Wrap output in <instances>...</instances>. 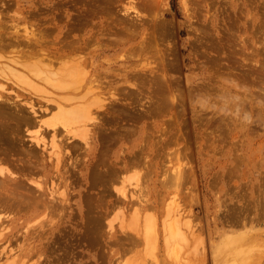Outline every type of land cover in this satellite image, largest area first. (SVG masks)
<instances>
[{"label":"rangeland","instance_id":"374dc122","mask_svg":"<svg viewBox=\"0 0 264 264\" xmlns=\"http://www.w3.org/2000/svg\"><path fill=\"white\" fill-rule=\"evenodd\" d=\"M102 1H0L2 18L0 32L4 33L7 30L5 36L16 33L19 28L23 31L19 30V34L21 32L26 34L24 32L28 27V29L34 28L33 31L38 33L46 29L47 34L49 31L48 35L54 38L55 35L65 34L66 36L65 32H68L70 38L82 36L89 38L87 52L81 51L79 54H83V58L86 57L88 61L86 68L90 77L87 81L98 78L93 82L95 85L104 80L101 81L102 84L104 83L101 87L105 93L103 96H109L108 104L106 103L109 107L102 108L104 112L98 117L102 125L89 124L91 135L94 136V138L93 136L89 138L90 144L83 145L82 138L77 139L82 143L78 147L80 151L74 148L73 151L76 149V153L70 150L66 152L67 149L63 147L61 155L65 152L67 155H73L72 157L64 155L65 165L69 160L78 162L79 158L81 160L85 158L88 163L80 160L82 165L79 166L85 167L87 164L93 171L92 165L96 160H100L96 161L98 168L102 166V169L104 166L107 168L112 164L111 159L115 160V155L126 157V160L128 158L127 164L129 165L124 168L125 171L123 169L119 172V176L113 178L111 188H107L105 184L107 189L102 192V195L99 191L104 187L100 186L98 181L95 185L92 182L93 186L90 183L91 188H88L90 181H83L82 177L79 182L83 181L84 184L75 182L72 185L69 184L72 186L70 187L62 182L64 176L68 174L65 171L69 164L58 171L56 169L49 171L46 175L42 171H40L42 174L37 171L38 175L35 172L32 176L29 174L31 179L44 184L48 197L52 195L49 192L54 191L51 184L57 185L55 189L60 186V189H56L57 195L60 194L59 190H65L64 195L67 194L70 198L73 195L71 199L69 198L72 208L62 211L59 209L62 213H59V210L56 211L59 214H67L65 218L55 214L56 212L46 214L41 211L42 214L36 218H19L16 222H12L9 218L19 217V214L14 215L8 211V214L12 216L10 217L3 210L0 218L5 219L4 217L8 216L9 225L3 221L6 227L3 225L1 227H4V231H13L15 234L12 237L0 236V264H264V0ZM95 4H98L97 8ZM2 12L4 13L1 14ZM162 18L163 20L159 21ZM3 23L9 28L3 27ZM155 24L159 25L166 34L162 33V29H158L159 26H155L156 29L153 28ZM12 25H16L15 28ZM73 27L74 30H71ZM67 28L70 29V33ZM122 29L123 32H120ZM165 29L169 31L168 35ZM23 34L21 35L24 36ZM94 34H99L101 38H94ZM50 36L48 39L56 42L48 40L49 44H54L53 48L56 49L55 47H59L62 39L59 40L58 37L54 39ZM157 36L158 39L161 36L163 38L157 40L154 38ZM149 40L147 46L146 42ZM151 43L152 45L149 46ZM17 44L18 42L15 45ZM14 46L9 45V48H14ZM23 46L14 49L1 48L0 54L5 55L6 53L5 58L18 56L20 63L32 65L31 71L35 74V70L40 67L36 62L33 64L37 57L33 59L30 57L29 61L26 56L27 60H25L24 56L28 54L25 50L27 44L26 47L23 48ZM8 49L15 56L11 54L8 56L11 53ZM19 50L26 54H21L22 56L18 55L19 53L16 54L17 51L20 52ZM162 55H164L163 58ZM211 58L215 60L212 61ZM64 59L59 58V62L56 61L54 66L59 65ZM3 61L9 63V59L7 61L2 58L0 62L3 63ZM167 61L168 64H166ZM19 64L16 66L18 71L19 68L21 71L22 69L27 70ZM157 65L158 68H156ZM163 65L165 66L161 67ZM8 70L5 69L7 74L10 72ZM169 70L171 71L168 72ZM137 71H139L138 74L135 73ZM97 73L101 76L99 77ZM153 74H155L154 77ZM125 77H128L130 81H125ZM171 77L173 82L170 81ZM160 78L162 81L159 80ZM0 79L4 81L6 77L5 79L0 77ZM9 80L4 82L0 80L7 86L5 93L9 96H12L11 94L14 96L16 92L22 95V92L29 89L28 86L24 87L30 85L28 82H25L26 85L18 83L24 88L22 91V88L15 84L16 82L14 83L15 80ZM175 80L181 81L176 82ZM8 82L9 84L13 82V84L9 85ZM39 83L42 87H49L42 81L36 84ZM85 83L86 81L79 83L78 92L73 93L76 101L72 99V103H69L71 101L69 100L67 105H77L78 101L83 102L82 93L85 91ZM157 85L167 96L162 109L163 106L156 103L160 102L159 100L154 101L155 105L150 101V97L157 94L155 89ZM166 85L168 90L164 88ZM30 87H34V89H29L33 96L38 91L40 93L33 97L30 93L27 96V91L21 97L23 100L26 96L27 100L29 98L37 100V95L40 96L38 101L42 102L39 101L43 110L39 109L40 115L37 120L42 119L46 126V121L55 120L57 108L45 109L44 102L46 101L42 97L44 95L42 90L45 88L40 87L39 89L36 85ZM141 88L149 91L141 90ZM54 92L53 97L55 98L63 93L67 95L62 91L54 90ZM111 92L114 94L112 95ZM177 94H181V97L175 98ZM79 95L81 100L77 98ZM177 98H183V101ZM201 99L206 102H202ZM171 100L174 102L172 103ZM151 104L153 108L159 105L160 110L153 111ZM102 109L100 112L103 111ZM147 110L153 113H145ZM102 116H104V121ZM25 125L28 126L24 124L23 128L21 127L22 131L20 129L22 133L19 138L17 136L18 140L20 138L22 140H17L19 144L16 141L14 144L21 146L23 151H20L22 152L27 149V147L25 149V144H27L29 150L37 154L38 148L30 135L35 131L38 132L40 127L32 123H30L32 127ZM98 126L105 127L106 133L103 128L99 129L104 132L102 136L105 139L101 138ZM25 127L29 129L26 128V131ZM42 129L43 127L39 133ZM110 129L113 130L115 141L113 138L112 140L108 138L113 134ZM119 129L122 136L117 134ZM23 133L25 136H21ZM57 135V141L62 140L69 145L73 137L78 138L70 136L72 133L62 128ZM52 136L53 130L45 137L48 144L46 154L54 149ZM106 137L113 142L110 144ZM21 141H26V143L21 144ZM28 144L31 146L29 147ZM106 148L110 158L107 157L108 154L105 155L104 151L103 153L98 152ZM26 151L27 154H31L28 153L30 151ZM21 153L17 156L22 157L24 154ZM101 153L102 157L104 155L107 157L100 156L101 159L108 160V166H106V160L98 158ZM17 156L14 155L12 159ZM75 156H77L76 159ZM12 159L3 161L4 165H2L5 169L9 166L7 169V183L9 184L12 182L9 177H14L10 172L12 169L19 171L18 162L20 164L22 162L18 157L16 161ZM101 161L105 164L103 165ZM11 164L18 166L15 168V165L12 167ZM149 165L147 169L146 166ZM90 169L88 172L91 173ZM93 174L92 172L91 175L94 176ZM90 176L88 180H91ZM21 178H24L23 181L29 180L23 175ZM27 182H24L25 185ZM29 182L36 185L33 181ZM12 183L10 185L13 187ZM34 185L31 188L39 189ZM112 187L116 189L123 187L128 189L127 191L137 189L134 203L119 204V207L116 205L117 208L116 206L113 208L116 210L111 211V204L117 193L115 189L116 193L113 192L115 197L111 196ZM88 189L89 193H87ZM69 190L73 192L70 193ZM80 190L83 191V195L86 193L90 195L91 192V197L94 192L96 199L100 195L106 200H102L105 202L103 204L108 206L103 210L104 214L102 212L106 216L105 218L102 215V221L105 219L102 223L106 225L101 226L102 231L99 233L92 231L93 226L91 225L94 223L91 220L87 219L85 222L86 220L80 219L79 206L86 203V195L83 198L79 193ZM56 192L53 198L60 196L58 200H61L63 192L54 197ZM104 194H107L106 197ZM89 195L88 199H90ZM93 199L91 197L90 201ZM108 211L112 213L108 215ZM69 212L72 217H68ZM93 213L94 215L101 214ZM89 215L87 216L91 217V213ZM61 219L64 220L61 221ZM109 230L111 233H117L116 237H109L107 234ZM118 234L123 236L120 237Z\"/></svg>","mask_w":264,"mask_h":264},{"label":"bare ground","instance_id":"6f19581e","mask_svg":"<svg viewBox=\"0 0 264 264\" xmlns=\"http://www.w3.org/2000/svg\"><path fill=\"white\" fill-rule=\"evenodd\" d=\"M1 1V0H0ZM72 1V0H71ZM100 1V0H99ZM104 1V0H103ZM102 1V2H103ZM68 2V1H67ZM76 2V1H75ZM105 2V1H104ZM65 3V2H64ZM81 3V2H80ZM67 4V3H66ZM99 4V3H98ZM97 4V5H98ZM109 4V3H108ZM96 5V4H95ZM97 5H96V8H97ZM105 5V4H104ZM101 6V5H100ZM99 6V7H100ZM95 7V6H94ZM70 8V7H69ZM106 8V7H105ZM78 9V8H77ZM107 10V9H106ZM105 10V11H106ZM98 11V10H97ZM4 12H2L1 14H3ZM91 13H92V11H91ZM95 13V12H94ZM89 14H87V16H88ZM4 16V15H3ZM92 16V15H91ZM90 16V17H91ZM6 17V16H5ZM58 17H59V15H58ZM128 17V16H127ZM4 18V17H3ZM64 18V17H63ZM135 18V17H134ZM2 18H1V16H0V23H1V20ZM62 19V18H61ZM78 19V18H77ZM80 19V18H79ZM115 19V18H114ZM138 19V18H137ZM136 19V20H137ZM113 20V19H112ZM111 20V21H112ZM159 19H157V21H158ZM163 20V18L162 19H160L159 21H162ZM153 21V20H152ZM155 21V20H154ZM80 22V21H79ZM107 22V21H106ZM113 22V21H112ZM131 22V21H130ZM87 23V22H86ZM134 23V22H133ZM172 23V22H171ZM170 23V24H171ZM175 23V22H174ZM173 23V24H174ZM7 25H8V23H6ZM77 24V23H76ZM76 24H75V26H76ZM105 24V23H104ZM112 24V23H111ZM125 24V23H124ZM136 24V23H135ZM134 24V25H135ZM139 24V23H138ZM166 24V22L164 23V25ZM168 24V23H167ZM0 25H2V23L0 24ZM49 25V24H48ZM54 25V24H53ZM66 25V24H65ZM69 25V24H68ZM133 25V26H134ZM175 25V24H174ZM14 28H15V26L16 25H12ZM11 26V27H12ZM25 26H29V25H25ZM72 26H74V25H72ZM83 26H85V25H83ZM83 26H82V28H83ZM105 26V25H104ZM137 26V25H136ZM155 26H159V25H154V27L153 28H155L156 29V27ZM176 26V25H175ZM3 27H6V26H4V23H3ZM30 27H33V26H31L30 25ZM47 27H50L51 28V26H47ZM1 28H2V26H1ZM7 29L9 28V26H7L6 27ZM17 28H18V26L16 27V30H17ZM50 28H48L49 30H50ZM106 28V27H105ZM108 28V27H107ZM106 28V29H107ZM131 28H132V26H131ZM138 28V27H137ZM158 28V27H157ZM164 28V27H163ZM166 28V27H165ZM34 29V28H33ZM33 29H28V27H26V32H24V33H26V34H23L22 32V30H20V28L17 30V32L16 33H12V34H7V36H5L4 34L5 33H7L6 31L4 32V33H1L0 32V34H3L4 36H2V35H0V49L1 48H9V45L10 46H14L17 42H18V44H20V45H18L19 47H21V45L23 46V44L24 43H26L27 44V47H26V44L24 45L25 47H26V49L25 50H27V52H28V54L27 55H25L26 53H24L23 51H20V52H22V53H20V52H16V54H18V55H21V54H23V55H25L24 57V59L25 60H29V58L30 57H32V59L36 56L37 57V59L33 62V60L31 61V62H33V64L36 62V64L37 65H39L40 67H38L37 68V70H35V74H33L32 72L33 71H31L32 70V65H29L28 66V64H26V63H23V62H19L20 60H19V58H18V56L17 57H11L10 56V54L11 55H14V53L13 52H11L9 49L10 48H12V47H10L9 49H8V51H10L11 53H9L8 54V56H10L9 58H5L4 56L5 55H7L5 52V55L4 54H0V60L2 59V58H4V59H6L7 61H8V59H9V63H4V61H3V63H1L0 62V77L1 78H4L5 79V77H6V79L4 80V81H8L9 79V81H12V79H13V81H14V83L15 84H17V85H21V83L22 84H24V85H26V83L25 82H28L30 85H26V86H24V87H29V89H34V87L33 88H31L30 86L32 85V86H39L38 88L40 89V87H42L40 84L41 83H39V84H36L37 82H40V81H42V83H44L46 86H49L48 88L47 87H42V89L43 88H45L44 90H42V93L44 94L42 97L45 99V101L46 102H44L43 100V102L46 104V107H45V109L47 110V109H50L51 107H52V109H53V107L54 108H57V113H56V117H55V120L54 121H46V123H45V125L46 126H44V122L42 121V119H40L39 121L37 120V118H39L38 116L40 115V111H39V109L41 108V105L42 104H40V102L38 101V99L40 98V96L38 97V95H37V100H34V98H33V100H30L31 98H29L28 100L26 99V98H28L27 96H29L31 93H32V91L30 92L29 91V89L27 88V91H28V95L26 96V98H25V100H23L22 99V95L23 94H26V92L27 91H25L24 93L22 92V95L20 94V93H15L14 94V96H13V94H11L12 96H9V94H6L5 93V91L7 90V86L3 83L4 81H3V79H0L1 81H3V82H1L0 81V177H2V178H0V213L2 214V212H3V210L5 211V212H7V214H8V211L10 212V213H13L14 215H16V214H19V217H13V218H9L8 216V218H9V220H11L12 222H16L17 221V219H19V218H25V219H32V218H36V217H38V216H40L42 213H41V211H43V212H46V214H53V213H55L56 211H58L59 209L62 211V210H67V209H70V208H72V203L70 202V200H69V198H70V196H68L67 194H65L64 195V191H58L60 194H61V192H63L61 195L63 196L62 198H61V200H58L59 198H60V194L59 195H57V192H56V189H60V186L58 187V188H56L55 189V186L57 187V185H52L51 184V186L52 187H54V191L53 190H51V189H53V188H49L50 190V192H49V194H52V195H49V197L47 196V190H45L44 189V184L42 185L39 181H35V179H31L30 178V176H32V175H34V173L33 172H35L37 175H38V173L40 172V171H42V172H44L45 173V175L46 174H48V172L49 171H52V170H54V169H56L57 171L59 170V169H62L63 167H66V165H68L69 164V166H68V169L65 171V173H68L67 175H65L64 176V179L62 180V182H64L65 184H70V185H72L73 183H82L83 181H85V180H87V181H90L89 182V185H90V183L92 184V182H94L93 184L95 185V183H96V181H98V183H99V185L100 186H103L104 187V189L103 190H101V191H99V193L102 195V192L105 190V189H107V188H109L112 184H111V181L113 180V178L115 177V176H119V172H121L124 168H127L129 165L127 164L128 163V158H127V160H126V157H121V156H116L115 155V160H114V158H112L111 160H113V161H110V162H112V164L109 166V167H105L104 166V168L102 169V167L101 168H98V164H97V162L96 161H100V160H96L95 161V159H94V161H95V163L92 165V167L94 168L93 169V171L89 168V166L86 164V166L85 167H82V166H79V165H82V164H80V158L78 159V162L76 161V160H74L73 158V160L74 161H72V162H70L71 160H69V162H66V163H68V164H66L65 165V159H64V155H67V154H65L66 152H68L69 150L70 151H72V152H75L76 151V149H75V151H73L74 150V148H78V147H80L81 146V141H77V139H79V138H82L81 140L82 141H84V144L83 145H86V144H90V142H89V138L90 137H92L93 135H91V127H90V125L89 124H92V126L94 125V126H96V125H99L100 124V119L98 118V117H100V113H103L104 112V108H105V106H107V107H109V105H106V103L108 104V97H104L103 95L105 94L104 93V89H102V85L104 84H102V82L104 81H99L98 82V84L96 83L95 85L93 84V82H95V81H97V79L98 78H95V79H90L89 81H87L88 80V78L90 77V75H88V69L86 68V65H87V60H86V57L85 58H83V54H79L81 51H86L87 52V48H88V41H89V38L87 37V36H82V37H71L70 38V36L68 35V32H65V33H67V35L66 36H62V35H55V38H54V36L53 37H51L50 35H48L49 34V31H48V34H47V32H46V29L44 30V32H42V30H40V32L38 33V32H35V31H33ZM41 29V28H40ZM68 29V28H67ZM80 29V28H79ZM100 29V28H99ZM102 29V28H101ZM158 29H162V28H160V26H159V28ZM157 29V30H158ZM167 29H169V28H167ZM167 29H165L166 31H168ZM5 30V29H4ZM15 30V31H16ZM19 30L20 31H22L21 32V34H23L24 36H22L21 34H19ZM24 30V31H25ZM69 30V33L71 32L70 31V29H68ZM68 30H66V31H68ZM71 30H74V27L73 28H71ZM96 30H98V29H96ZM103 30V29H102ZM110 30V29H109ZM124 30H125V28H124ZM132 30H133V28H132ZM55 31V28H54V30H53V32ZM62 31H63V29H62ZM135 31H136V29H135ZM160 31V33H161V30H159ZM51 32V31H50ZM52 32V33H53ZM100 32V31H99ZM120 32H123V29L122 30H120ZM126 32H128V31H126ZM134 32V31H133ZM138 32V31H137ZM62 33V32H61ZM64 33V32H63ZM129 33V32H128ZM162 33H163V29H162ZM165 33V32H164ZM163 33V34H164ZM168 33H169V31L167 32V35H168ZM103 34V33H102ZM127 34V33H126ZM166 34V33H165ZM52 35V34H51ZM71 35V34H70ZM153 35H155V34H153ZM158 35V34H157ZM51 37V38H54V39H57V37L59 38V40H61L62 39V41H60L61 42V44L59 45V47L57 46V47H55L56 49H54L53 48V45H51V43L49 44V41L48 40H50V42H56V41H53V40H51V39H48V37ZM72 36V35H71ZM166 36V35H165ZM64 37V38H63ZM67 37H69V38H67ZM95 37H97V38H101V36L99 35V34H94V38ZM103 37V36H102ZM147 37V36H146ZM162 37V36H161ZM161 37H159V39L161 38ZM91 38V37H90ZM134 38V37H133ZM154 38H157V40H159L158 39V36L157 37H154ZM163 38V37H162ZM126 39V38H125ZM92 40H94V39H92ZM91 40V41H92ZM156 40V39H155ZM125 41V40H124ZM14 42H16L15 44H14ZM148 42H150V40L149 41H147L146 42V45L148 44ZM22 43V44H21ZM58 43V42H57ZM11 44H13V45H11ZM32 44H34L33 45V47H32ZM17 45H15L14 46V48L16 47H18ZM150 45H152V43L151 44H149V46ZM24 46H23V48H24ZM31 46V47H30ZM142 46V45H141ZM148 46V45H147ZM214 46V45H213ZM30 47V48H29ZM14 48H12V49H14ZM22 48V47H21ZM142 48V47H141ZM213 48V47H212ZM19 49V48H18ZM214 49V48H213ZM2 50V49H1ZM143 52H144V49H143ZM166 52V51H165ZM2 53V52H1ZM13 53V54H12ZM218 55V54H217ZM15 56V55H14ZM22 56V55H21ZM26 56H27V59H26ZM29 56V57H28ZM88 56V55H87ZM163 56L164 55H162L161 57L163 58ZM216 57V56H215ZM59 58H65L64 60H63V62H60L59 63V65H57V66H54L55 65V62L56 61H58L59 60ZM91 58H92V55H91ZM69 59H72V60H69ZM208 59H210V58H208ZM212 59V58H211ZM31 60V59H30ZM29 60V61H30ZM213 60H215L214 58L212 59V61ZM210 61V60H209ZM59 62V61H58ZM57 62V63H58ZM94 62V61H93ZM169 62H171V60L169 61ZM168 61H167V63L166 64H168L169 63ZM22 64L23 65V68H24V70L25 69H27V70H25V71H23V69H22V71L20 70V68H19V71L16 69V66L18 65V64ZM56 63V64H57ZM159 63V62H158ZM19 64V65H20ZM151 65V64H150ZM159 65V64H158ZM158 65L156 66V68H158ZM170 65V64H169ZM172 65V64H171ZM28 66V67H27ZM54 66V67H53ZM165 65H163V66H161V67H164ZM30 67H31V69H30ZM34 67V66H33ZM7 68H9V70L7 69ZM154 68H155V66H154ZM160 68V67H159ZM5 69L6 70H8V71H10L8 74H7V72L5 71ZM34 69V68H33ZM133 69V68H132ZM137 69V68H136ZM145 69H147V68H145ZM153 69V68H152ZM160 69H162V68H160ZM176 69H177V67H176ZM176 69H174V70H176ZM129 70V69H128ZM149 70V69H148ZM155 70V69H154ZM171 70H169L168 72H170ZM96 73V72H95ZM101 73V72H100ZM135 73H139V71H137V72H135ZM146 73V72H145ZM136 74V75H137ZM143 74H144V72H143ZM167 74H170V73H167ZM94 75H96V74H94ZM97 75H98V73H97ZM154 75L155 74H153V77H154ZM158 77H159V75L158 74H156ZM162 75H164V73L162 74ZM165 75H166V73H165ZM99 77L101 76V74L100 75H98ZM143 76V75H142ZM152 76V75H151ZM129 77V76H128ZM128 77H125V81H128L129 80V78ZM156 77V76H155ZM162 77H168V76H162ZM93 78V77H92ZM131 78V77H130ZM134 78V77H133ZM153 79V78H152ZM175 79H178V78H175ZM22 80V81H21ZM160 81H162V79L160 78L159 79ZM21 81V82H20ZM23 81H24V83H23ZM83 81H86V83H85V91L82 93L83 94V97H82V99H83V102H76L77 103V105H71V106H69V105H67V103H68V101L69 100H71V101H69V103L71 102L72 103V99H74L75 98V96H73V93H77L78 92V90L79 89H77L78 88V86H79V83H81V82H83ZM130 81V80H129ZM171 82H173V78L171 77V80H170ZM176 82H178V81H181V80H175ZM143 82V81H142ZM156 82H157V80H156ZM155 82V83H156ZM169 82V81H168ZM7 83V82H6ZM12 84H13V82H11ZM10 83V84H11ZM19 83V84H18ZM27 83V84H28ZM100 83V84H99ZM154 83V84H155ZM170 83V82H169ZM8 84H9V82H8ZM9 84V85H10ZM11 84V85H12ZM102 84V85H101ZM161 84V83H160ZM163 84H164V82H163ZM19 85V86H20ZM45 85H43V86H45ZM152 85H153V83H152ZM168 85V84H167ZM167 85L164 87V88H167ZM178 85H180V84H178ZM21 88H22V91H24V88L22 87V86H20ZM114 87V86H113ZM161 87H163V86H161ZM209 87V86H208ZM20 88V89H21ZM81 88V87H80ZM152 89L154 88L153 86L151 87ZM181 89H182V87H180ZM211 88H212V86H211ZM26 89V88H25ZM53 89V90H52ZM156 90H157V94L155 95V96H151L150 98H151V102H154V101H160V102H156L157 104H159V105H161V106H163V107H161V109L162 108H164V104L163 103H165L166 102V100H167V96H166V93L165 92H163V91H161V88H160V86L159 85H157V88H155ZM175 89V88H174ZM35 90H37V88H35ZM35 90H33L34 92H36ZM54 90H57L58 92L59 91H62V92H65V94H67V95H64V93L63 94H60V97H58V98H55V97H53L54 96V94L53 93H55L54 92ZM141 90H146V88H141ZM148 90V89H147ZM146 90V91H147ZM167 90H168V88H167ZM167 90H165L166 92H167ZM210 90V89H209ZM112 91V90H111ZM115 91V90H114ZM149 91V90H148ZM175 91H177V89L175 90ZM175 91L173 90V92L175 93ZM178 91L180 92V90L178 89ZM7 92V91H6ZM144 92V91H143ZM171 92V91H170ZM169 92V94H171ZM205 92V91H204ZM207 92V91H206ZM30 93V94H29ZM38 93H40V91H38L36 94H38ZM104 93V94H103ZM112 93V92H111ZM111 93H109V94H111ZM174 93H172V95L174 94ZM185 93H187L186 91H185ZM33 94V93H32ZM31 94V96H33ZM36 94L34 95V96H36ZM81 94V95H82ZM114 93H112V95H113ZM180 95V96H179ZM177 94L176 96H174L175 98L176 97H181V94ZM182 95H184V93L182 94ZM203 95V94H202ZM33 96V97H34ZM65 96H67L68 98H64ZM115 96V95H114ZM77 97V96H76ZM80 95H79V97H77V98H79V100H81L80 99ZM169 97V96H168ZM173 97V98H174ZM183 97V96H182ZM184 97H186V96H184ZM71 98V99H70ZM171 98V97H170ZM172 99V98H171ZM178 100L180 99V98H177ZM182 99V101H183V98H181ZM180 99V100H181ZM75 100V99H74ZM78 100V99H77ZM34 101H36V102H34ZM76 101V100H75ZM109 101H110V98H109ZM113 101H115V100H113ZM117 101V100H116ZM165 101V102H164ZM186 101V100H185ZM201 101L202 102H204L203 101V99H201ZM207 101H208V99H207ZM37 102H38V104H37ZM168 102V101H167ZM171 102L173 103L174 101L173 100H171ZM175 102H177V100L175 101ZM205 102H206V100H205ZM204 102V103H205ZM42 103V102H41ZM116 103V102H115ZM162 103V104H161ZM216 103V102H215ZM74 104V103H73ZM114 104V103H113ZM153 104V103H152ZM152 104H151V108L153 109V111H156V110H158L159 108H160V106L159 105H156L155 106V108H153L152 107ZM176 104V103H175ZM218 104V103H217ZM115 105V104H114ZM153 105H155V102H154V104ZM209 105V104H208ZM110 106H111V104H110ZM159 106V107H158ZM215 106V105H214ZM103 108V109H102ZM42 110H43V108H41ZM100 109H102L103 111L102 112H100L101 110ZM108 109V108H107ZM107 109H106V111H107ZM150 109V108H149ZM155 109V110H154ZM222 109H224V108H222ZM115 110V109H114ZM160 110V109H159ZM108 111H109V109H108ZM153 111H151V110H149V112H152L153 113ZM112 112H114L113 110H112ZM148 112V110L145 112V113H149ZM41 113H42V111H41ZM95 113H97V115L95 114ZM109 112H107V114H108ZM111 113V112H110ZM106 113H104V115H105ZM99 115V116H98ZM103 117V121H104V116H102ZM106 117V116H105ZM106 119V118H105ZM53 120V119H52ZM102 121V120H101ZM102 121V122H103ZM106 122L105 123H107V120H105ZM30 123H32V125H36V126H39L40 128L38 129V132L37 131H35V133L34 134H31L30 136H32V139L34 140V142H35V145L37 146V148H38V150H37V148H34V149H36L37 151V154L38 153H41V150H43V152L41 153V154H36V153H34V152H31L30 150H29V148H28V146H27V144H25V149H26V147H27V149L26 150H28V151H30V152H28V153H31V154H27L26 152V150H24V152H22L23 151V148L21 147V146H18V142H17V140H18V138H19V136H20V133H22V132H20V129H21V131H22V126L24 125V124H28V126L27 125H25V126H27V127H32V125H30ZM78 124V125H74V124ZM104 123V122H103ZM100 125H102V124H100ZM22 127V128H21ZM27 127H25V129L27 128ZM43 127V129H42V131L39 133V131L41 130V128ZM99 127V126H98ZM97 127V128H98ZM108 127V126H107ZM106 127V128H107ZM61 128L62 129H64L65 131H67V132H69V133H72V135H70V136H75V137H78V138H72L71 140L73 141V140H75V141H71L70 140V145L69 144H66L67 142H65V141H63L62 142V140H61V142L60 141H57V134H58V132L60 133L61 132ZM101 127H99L98 128V130L100 129ZM103 128V131H105V133L107 132L106 131V129H105V127H102ZM102 128L100 129V130H102ZM27 129H29V128H27ZM27 129H26V131H27ZM105 129V130H104ZM112 129V128H111ZM110 129V130H111ZM51 130H53V136H52V146L54 147V149H53V151L51 152V151H48V155L45 153V152H47L46 150L48 149L47 148V146H48V144H47V140L45 139V137H46V135H47V133L49 134V133H51ZM99 130V131H100ZM120 130V129H119ZM26 131H24L23 130V132L25 133ZM98 131V132H99ZM101 132V138H103V136H102V134L104 135V132ZM112 131V133H113V130H111ZM110 131V132H111ZM30 132V131H29ZM116 132V131H115ZM121 130L119 131V133L117 132V134H119V135H121ZM23 133V134H24ZM21 135V136H25V134L24 135ZM98 134V133H97ZM100 134V133H99ZM111 134H109V136H110ZM118 135V136H119ZM17 136H18V138H17ZM70 136L68 137V138H70ZM113 136H114V133L112 134V137H108L109 139H111V138H113ZM116 136V135H115ZM122 136V135H121ZM64 137V136H63ZM67 138V139H68ZM93 138H94V136H93ZM99 138H100V136H99ZM107 137H106V139H108ZM115 138V137H114ZM113 138V140L115 141L116 139H114ZM116 138H117V140H118V137L116 136ZM59 139H61V138H59ZM103 139H105V138H103ZM107 140L110 144L113 142V141H110V140ZM8 140H10V141H12V143L14 144V142L16 141L18 144L17 145H12V143H9L8 142ZM19 140H22L21 138L19 139ZM18 140V141H19ZM100 141H101V139H99ZM112 140V139H111ZM24 141V140H23ZM68 141V140H67ZM77 141V142H76ZM106 141V140H105ZM119 141V140H118ZM22 142V141H21ZM20 142V143H21ZM69 142V141H68ZM72 142V143H71ZM117 142V141H116ZM24 143H26V141L25 142H22L21 144H24ZM100 143H102V142H100ZM11 144V145H10ZM20 144V145H21ZM32 144V143H31ZM72 144V145H71ZM102 144H104V143H102ZM107 144V143H106ZM29 145V144H28ZM69 145V146H68ZM82 145V146H83ZM98 145V144H97ZM105 145V144H104ZM113 145V144H112ZM16 146V147H15ZM18 146V147H17ZM31 145H29V147H30ZM34 146V145H33ZM36 146H34V147H36ZM100 146H101V144H100ZM106 146V145H105ZM20 147H21V149H20ZM23 147H24V145H23ZM55 147H57V149H55ZM63 147H65L64 149H67L66 150V152L64 153V155H61V152H62V149H63ZM16 148V149H15ZM18 148V149H17ZM82 148V147H81ZM101 148V147H100ZM99 148V149H100ZM105 148V147H104ZM107 148H109V147H107ZM102 149V150H98V152L99 151H102V153H103V151H104V153H106L105 155L107 156V154L109 153L108 152V149ZM33 149V148H32ZM72 149V150H71ZM17 150H19V151H17ZM20 150H22V151H20ZM78 150H79V148H78ZM82 150V149H81ZM107 150V151H106ZM111 150V149H110ZM26 151V152H25ZM33 151H35V150H33ZM80 151V150H79ZM24 154H22V153ZM116 152H118V151H116ZM19 153H21L23 156L22 157H19V156H17V155H19ZM76 153V152H75ZM74 153V154H75ZM90 153V152H89ZM94 153V152H93ZM102 153L99 155V154H96V155H99L98 156V158H100V156L102 155ZM20 154V155H21ZM34 154H36V155H34ZM70 154H71V152H70ZM135 154V153H134ZM14 155H16L18 158H19V160H22V162H21V164H20V162H18L19 163V166L18 165H15V164H11V166L12 165H15V168H16V166H18L17 167V169H19V171H16V170H14V169H12V171L10 172V173H12V175L14 176V177H9L10 178V180L13 182V181H17V182H10V184L12 183L13 184V187L9 184V183H7V169L9 168V166L8 167H6V169L4 168V166L2 167V165H4V163H3V161H7V159H8V161H11L10 160V158L12 159V157L14 156ZM72 155V154H71ZM71 155H67V157H69V156H71ZM104 155V156H105ZM120 155V154H119ZM73 156V155H72ZM71 156V157H72ZM78 157H79V153H78V155H77ZM77 156H75V159L77 158ZM103 156V157H104ZM105 156V157H106ZM16 157V158H17ZM70 157V158H71ZM102 157V156H101ZM102 157V158H103ZM108 158H110V155L108 154V156H107ZM106 157V158H107ZM121 157V158H120ZM145 157V156H144ZM143 157V158H144ZM16 158H14V159H12V160H15L16 161ZM23 158V159H22ZM96 159H98L97 157H95ZM101 159V158H100ZM19 160H17V161H19ZM92 160V159H91ZM101 160H106V159H101ZM82 161H85V158H84V160L82 159L81 160V162ZM103 161H101L102 163H103ZM107 161V165L106 166H108V160H106ZM85 162H87V161H85ZM142 162H143V160H142ZM141 162V163H142ZM146 162V161H145ZM3 163V164H2ZM8 164H9V162H7ZM10 163H12V162H10ZM23 163V164H22ZM88 163V162H87ZM102 163H100V164H102ZM119 163H121V165L119 166ZM135 163H136V161H135ZM140 163V162H139ZM105 164V162L103 163V165ZM90 165V166H91ZM95 165H97L96 167H95ZM131 165V164H130ZM134 165V164H133ZM139 165V164H138ZM5 166H6V164H5ZM13 167V166H12ZM147 167V169H149V167H150V165L149 166H146ZM90 169V171H91V173L93 172L94 174V176H92L91 175V173L90 172H88V170ZM10 170H11V167H10ZM37 171H38V173H37ZM61 171V170H60ZM124 171H125V169H124ZM130 171V170H129ZM10 173H8V175L10 174ZM31 173H33V174H31ZM41 173V172H40ZM88 173H89V175H88ZM30 174V176H28ZM35 174V175H36ZM42 174V173H41ZM78 174H80V175H78ZM147 174V173H146ZM26 176L29 180H25V181H23V179L21 178V176ZM40 175V174H39ZM87 175H88V178H89V176L91 177V180H88V178H86L87 177ZM51 176V175H50ZM58 176H60V175H58ZM82 177V182H79V180H81L80 178ZM34 178H35V176H34ZM41 178V177H40ZM44 178H45V176H44ZM48 178V177H47ZM124 178H126V177H124ZM37 180V179H36ZM48 180V179H47ZM125 180V179H124ZM26 181H28L27 183H26V185L28 186H26L25 185V183L24 182H26ZM29 181H33V183H36V185H34V184H32V182H29ZM126 181V180H125ZM39 182V183H38ZM18 183V184H17ZM29 183V184H28ZM32 185H34V187H38L39 189H37V188H34L35 189V191H33L34 189L33 188H31V184ZM38 183V184H37ZM51 183H53V182H51ZM16 184V185H15ZM59 184V183H58ZM83 184H84V182H83ZM93 184H92V186H93ZM105 184L107 185V188H106V186H105ZM123 184H125V183H123ZM31 185V186H30ZM63 185V184H62ZM69 185V186H70ZM88 185V188H91V185L89 186ZM97 185V184H96ZM17 186V187H16ZM30 186V187H29ZM66 186V185H65ZM85 186V185H84ZM70 187H72V186H70ZM64 188H66V187H64ZM68 188V187H67ZM95 188H96V186H95ZM100 187H98V189H99ZM102 188V187H101ZM111 188V187H110ZM71 189H73V188H71ZM115 189L116 188H113L112 187V192H111V196H114L115 197V195H116V198H114V200L112 201V204H111V202H110V204L112 205H110L112 208L110 209L111 211L112 210H114L113 208L117 205L118 207H119V204L120 205H122V204H127V205H130V204H132V203H134V196H135V194L138 192V190L137 189H134V190H129V191H127L128 189H125V188H123V187H119V188H117L116 189V191H117V193L115 192ZM39 190V191H38ZM27 191V192H26ZM29 191V192H28ZM106 191H108V190H106ZM54 192H56V195L54 196V197H56V196H59V198H57V202L55 201V199L53 198V195H54ZM69 192H70V190H69ZM68 192V194L69 195H71L70 193L71 192H73V191H71L70 193ZM83 191L82 190H80V195H82V197L84 198L85 197V195L87 194V193H89V189H88V192L86 193V194H84L83 195V193H82ZM86 192V190L84 191V193ZM98 191H96V193H97ZM109 192V191H108ZM113 192H114V194L115 195H113ZM66 193V192H65ZM92 198H94L93 199V201H90L91 200V197H90V195H91V192H90V195H89V197H90V199H88L87 197H88V195H86V203L85 204H81L80 206H79V208H80V219L81 220H86L85 222H87V219H89V220H91L94 224L93 225H91V227L93 226V228H92V231L93 232H96V233H99L100 231H102V229H101V226H103V225H106V224H104V223H102L103 221H105V219H103V221H102V215L104 214V212H103V210L105 209V208H107L108 206H107V204H103V203H105V202H103L105 199H103L102 197H100V195H98V198L96 199L95 198V195L96 194H94V192H92ZM75 195V194H74ZM105 195V194H104ZM107 195V194H106ZM106 195L104 196V197H106ZM51 196H52V198H51ZM73 196V195H72ZM72 196H71V198H72ZM109 196H110V194H109ZM110 196V197H111ZM70 198V199H71ZM102 198V199H101ZM103 200V201H102ZM84 201V200H83ZM106 201V200H105ZM107 203V202H106ZM78 205V204H77ZM117 206L115 207V208H117ZM126 206V205H125ZM86 207V208H85ZM89 209H90V211H92V212H96V213H101V214H95L94 215V213L92 214V212H90L89 211ZM59 210V213L61 212ZM109 210V211H110ZM116 210V209H115ZM114 210V211H115ZM88 211H89V213H91V217H89L90 215H89V213H88ZM109 211H108V213H109ZM4 212V213H5ZM102 212H103V214H102ZM10 213L8 214L9 216H10ZM59 213H55V214H59ZM62 213V212H61ZM110 213H112V212H110ZM110 213L108 214V215H110ZM6 214V215H7ZM54 214V215H55ZM71 213L69 212L68 213V217H72L71 215H70ZM60 216H63L64 218H65V216H67V214H59ZM87 215H89V216H87ZM105 215H107V213L105 214ZM59 216V217H60ZM93 216V217H92ZM104 216V215H103ZM1 217V216H0ZM4 217V216H3ZM7 217H4L5 219H1V222H0V236L2 235L3 237H12V236H14V232L13 231H4L5 229H4V227H6V225H4V223H3V221L5 222H7V225H9L8 224V220H7ZM10 217H12V216H10ZM105 218H106V216H104ZM61 218V217H60ZM69 219V218H68ZM62 220H64V219H61V221ZM111 223H112V221L109 223V225H111ZM87 224H89V223H87ZM86 224V225H87ZM1 225H3L4 227H1ZM90 228V227H89ZM189 228L192 230V227L191 226H189ZM87 229V228H86ZM104 229V228H103ZM90 231H91V228L89 229ZM89 230L87 229L86 231H88L89 232ZM105 230H107V229H105ZM177 231V230H176ZM176 231H174V235H176ZM109 233H107L108 234V236L109 237H116V234H115V232H110V230L108 231ZM104 233V232H103ZM88 235V234H87ZM96 235V234H95ZM119 235V234H118ZM105 236V235H104ZM120 237L121 236H123V235H119ZM96 237V236H95Z\"/></svg>","mask_w":264,"mask_h":264}]
</instances>
